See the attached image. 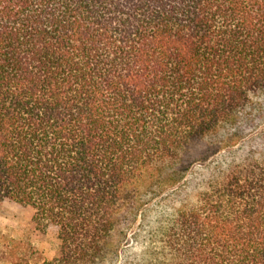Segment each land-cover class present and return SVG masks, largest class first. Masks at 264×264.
Wrapping results in <instances>:
<instances>
[{
    "label": "trees",
    "instance_id": "1",
    "mask_svg": "<svg viewBox=\"0 0 264 264\" xmlns=\"http://www.w3.org/2000/svg\"><path fill=\"white\" fill-rule=\"evenodd\" d=\"M256 132L264 0H0V200L43 264H264V147H223Z\"/></svg>",
    "mask_w": 264,
    "mask_h": 264
},
{
    "label": "rangeland",
    "instance_id": "2",
    "mask_svg": "<svg viewBox=\"0 0 264 264\" xmlns=\"http://www.w3.org/2000/svg\"><path fill=\"white\" fill-rule=\"evenodd\" d=\"M221 135L219 134L213 139H201L193 143L191 147L200 150L206 149V147H221L222 144L218 142L222 138ZM252 135H257L255 138L259 139L250 140ZM252 135L241 139L236 145L223 147H264V133L256 132ZM195 165L198 166L199 164L195 163ZM166 213H170L166 208L164 210L163 208L152 207L149 212V218L153 223L151 231L156 230V219ZM33 216L34 209L30 206H24L8 199L0 200V264H11L9 258H6L9 248L23 249L24 251L31 249L29 264H43L44 261H52L55 258L60 247L57 231L54 227H48L44 230L38 228L33 221ZM139 220L140 218L135 223V228L129 230L127 240L124 242V247H130L128 255L132 257H135L136 253H140V250L144 248L143 245H145L141 240L136 241L133 236V229L136 230ZM12 241L17 242V244ZM116 264H121V261L119 260Z\"/></svg>",
    "mask_w": 264,
    "mask_h": 264
}]
</instances>
